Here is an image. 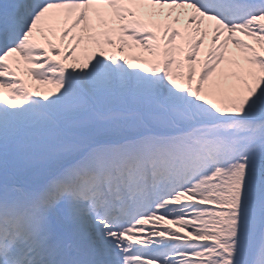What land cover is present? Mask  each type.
Instances as JSON below:
<instances>
[{
	"label": "snow or ice",
	"instance_id": "snow-or-ice-1",
	"mask_svg": "<svg viewBox=\"0 0 264 264\" xmlns=\"http://www.w3.org/2000/svg\"><path fill=\"white\" fill-rule=\"evenodd\" d=\"M0 264H264V0H0Z\"/></svg>",
	"mask_w": 264,
	"mask_h": 264
}]
</instances>
